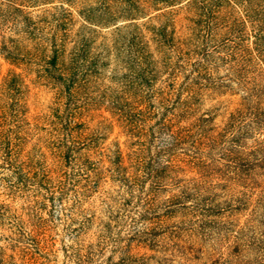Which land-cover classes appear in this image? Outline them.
Returning a JSON list of instances; mask_svg holds the SVG:
<instances>
[{"label": "trees", "instance_id": "16d2710c", "mask_svg": "<svg viewBox=\"0 0 264 264\" xmlns=\"http://www.w3.org/2000/svg\"><path fill=\"white\" fill-rule=\"evenodd\" d=\"M119 1L123 12L143 13L138 0ZM147 1L156 5L154 10L178 6L185 11L186 24L179 30L171 12H159L164 20L145 27L152 34V49L140 25L129 29L131 55L125 76L132 96L111 107L119 111L116 120L134 137L133 145L124 152L116 143L104 152L96 148L97 136L71 135L62 150L71 169L48 189V198L58 200L74 222L73 237L81 239L69 245L75 264L97 263L107 249L117 259L108 254L103 264L138 262L130 252L131 242L120 243L112 231L120 217H133L134 200L141 206L137 213L147 217L184 212L190 216L189 231L201 233L211 228L226 233L233 216L245 211L247 218L237 224L233 237L225 234L227 251L240 250L236 233L259 207L264 264V0ZM53 2L0 0V50L18 61L29 53L21 47L24 39L42 45V72L64 93L60 119L73 130L83 124L77 91L101 65L86 63L82 44L67 48L60 26L70 12L62 2ZM39 6L43 8L34 16ZM115 16L110 11L103 19ZM224 93H238L239 100L216 123L214 112L200 105L205 96ZM106 176L116 182L119 204L103 216L82 203ZM228 252H222L219 264L233 263Z\"/></svg>", "mask_w": 264, "mask_h": 264}, {"label": "rangeland", "instance_id": "374dc122", "mask_svg": "<svg viewBox=\"0 0 264 264\" xmlns=\"http://www.w3.org/2000/svg\"><path fill=\"white\" fill-rule=\"evenodd\" d=\"M60 2L70 12L60 26L67 48L82 44L86 63L101 66L78 89L75 103L80 106L83 124L69 130L60 119L64 93L42 72L46 52L42 45L24 39L21 47L26 46L29 53L18 61L6 58L0 50V264H75L69 245L81 239L73 237L70 225L74 222L66 217L60 202L48 198L55 179L71 169L62 156L63 141L81 133L97 136L96 148L104 152L116 143L124 152L130 149L134 137L125 132L121 119L116 120L119 111L111 107L113 102L123 105L124 98L132 96L125 76L131 55L129 29L140 25L152 49V34L145 27L164 20L157 16L159 12H171L179 30L186 24L183 9L168 6L154 10L156 5L147 0H138L144 6L138 15L123 12L119 0H54L53 4ZM42 8H35L33 15ZM110 11L117 17L103 19ZM238 100V93L212 94L203 98L200 108L213 111L214 121L221 123ZM105 178L82 203L103 216L119 204L116 182ZM140 207L134 200L133 217H120V224L112 230L120 243L131 242L130 252L139 258L136 264H219L222 252L231 251L225 248V234L231 239L237 224L247 218V213L240 211L233 216L228 232L211 228L201 233L189 231L190 216L184 212L155 218L139 215ZM256 211L236 233L240 250L228 252L232 264H263V214L259 207ZM95 230L92 224L90 232ZM108 254L117 259L116 253L107 249L102 260L93 264H103Z\"/></svg>", "mask_w": 264, "mask_h": 264}]
</instances>
